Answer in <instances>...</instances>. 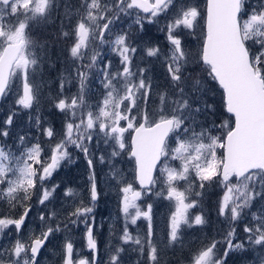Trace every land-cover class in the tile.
I'll use <instances>...</instances> for the list:
<instances>
[{
	"label": "snow or ice",
	"instance_id": "6c2138e0",
	"mask_svg": "<svg viewBox=\"0 0 264 264\" xmlns=\"http://www.w3.org/2000/svg\"><path fill=\"white\" fill-rule=\"evenodd\" d=\"M50 20L58 23L52 40L32 39V29ZM148 26L164 34L166 50L143 39ZM188 36L198 40L195 50ZM59 45L70 64L51 98L65 118L58 133L37 111L45 86L37 74ZM154 62L163 82L153 76ZM93 83L94 105L86 99ZM212 85L228 116L219 124L208 100ZM10 94L13 106L0 120V264H40L61 233L53 252L60 264H126L130 252L131 264H165L169 249L183 248L186 229L209 225L202 210H191L213 184L223 189L216 214L224 228L194 250L190 264H228L237 252L264 264V0H206L203 9L193 0H0V102ZM21 112L35 134L15 124ZM73 151L87 163V202L54 179L74 162ZM96 160L108 167L122 219L116 243L103 251ZM33 197L42 206L35 217ZM150 197L169 203L163 240ZM141 219L145 232L133 234ZM36 221L38 231L29 226ZM74 232H82L89 257L74 259Z\"/></svg>",
	"mask_w": 264,
	"mask_h": 264
},
{
	"label": "rangeland",
	"instance_id": "374dc122",
	"mask_svg": "<svg viewBox=\"0 0 264 264\" xmlns=\"http://www.w3.org/2000/svg\"><path fill=\"white\" fill-rule=\"evenodd\" d=\"M75 2V0H74ZM194 3H198L201 9L205 6V0H193ZM255 3V0H253ZM41 25V24H40ZM44 25V24H42ZM46 25H52L54 26V33L57 31L58 23L53 22L50 20ZM127 26V24L125 25ZM39 25L34 27L31 32H34L36 28H38ZM149 31L146 35L143 36L144 40H151L154 43L158 44L162 50H166L167 43L164 40V34L162 32H159L156 27L148 26ZM135 31V29H133ZM143 34H137L139 37ZM188 46L195 50L198 47V40L196 37L188 36L187 37ZM60 46V45H59ZM57 50V49H56ZM51 54L52 58L54 59V47L50 48L48 51V55ZM111 55V54H110ZM51 58V57H50ZM60 58V57H59ZM51 60V59H50ZM113 64L116 63V58L114 55H112ZM64 63L63 66L58 67L59 69V78H63V76L68 75V69L70 61H68V58H63V60H59L60 63ZM145 63L148 61L145 60ZM49 64L52 65V60L49 61ZM46 69H49V67H41L40 72L37 74L38 78H42L45 84V89H43L44 95L51 96V78L47 80L43 76V71H46ZM163 73L164 69L163 66L159 62H154L153 67V76L154 78L158 79L160 82H163ZM92 92L88 94L86 99L91 104H95L96 101L99 99V89L96 87V85L93 83L91 84ZM212 91L208 94V100L209 103L214 105L217 109V117H213L214 120H216L217 124H219L223 120H227L228 116L224 114L223 112V97L222 93L219 90L218 87L215 85H212ZM72 88H76L77 86L74 83L72 85ZM74 93V92H73ZM14 99V96L12 94L9 95V98L3 102H0V120H3L4 117L7 115L8 109H10L12 105V100ZM39 114L41 113V105H39V108L37 110ZM29 113L28 112H21L18 117H16L15 124L18 125L20 128H24L25 130L31 129L33 134H35V128L33 124L29 120ZM42 118V117H41ZM49 123L50 122V114L48 116ZM57 125L55 129L57 132H61L63 129L64 124V116L57 113ZM43 139V137H41ZM130 133H125V141L126 143L130 144ZM71 150V149H70ZM99 151L97 150V155H99ZM222 151V150H221ZM73 163H65L62 165L58 173L55 175L54 179L56 183H60L61 187H70L73 189H79L82 194L85 196V202L86 201V190L85 185L87 183V163L84 158V155L80 153L79 151H73ZM175 164H178L179 162H174ZM96 173H97V181L98 186L103 188L104 193L101 196V199L98 201L95 214L97 217V221L103 222V227L99 230V236L98 240L101 245V249L103 251L104 248L107 247L110 243H116L115 236L113 233L117 234L119 233V230L122 226V219L119 218L120 214L118 212L117 208V194L114 188H111L108 184V167L105 164H100L98 160L94 161ZM121 167L125 170L126 175L128 176L129 180L132 179V173H133V165L131 162H129L126 158L124 162L122 163ZM223 195V189L220 186H217L213 184L211 187H208L205 189V195L202 198V202L199 209H193L191 211L198 212L202 210L209 219V225L205 227L203 230H200L197 228H189L185 230V243L183 248H176L174 250L169 249L166 254L164 255L163 259L165 264H190V255L194 252L196 248L200 246L202 242L206 240V238H210L213 236H216V238H219L217 235L218 232L224 228V225L221 223L222 218H218L216 214V206L217 202ZM61 200H63V196L61 195ZM148 203L153 204V229L156 234L161 240L165 238V234L167 231V225H168V218L170 214L169 209V203L166 200L159 199L157 197H150L147 198ZM31 203L34 205L33 211L31 212L30 216L34 217L37 212L40 211L42 206L35 205V197H33ZM138 203H142L143 201H140ZM59 207V204L57 205ZM259 206H254L253 210H258ZM6 209V205L3 202H0V211H3ZM33 224V223H32ZM30 224V225H32ZM38 224V222H37ZM147 225V221L141 219L137 221V224L130 227V231L133 232V234L140 233L143 235L145 232ZM38 231V229H37ZM239 232V229H238ZM63 234H58V238L56 240H53L51 244L47 245L48 251H43V255L40 258V264H60V257L59 255H54L53 252H59V249L56 247L60 243H62V240L59 238ZM241 235H243L241 233ZM72 239L75 241L76 249L78 250V254L74 256V259L89 257V252L87 248L85 247V242L82 240V232H74L72 235ZM242 254L245 257H251L252 253H234L233 255ZM136 258V254L134 252H130L126 257V264H131V261ZM106 259V257H105ZM251 261L252 259H248ZM237 261H235L234 256H232L229 259L228 264H235ZM248 264V263H244Z\"/></svg>",
	"mask_w": 264,
	"mask_h": 264
},
{
	"label": "flooded vegetation",
	"instance_id": "af4514ba",
	"mask_svg": "<svg viewBox=\"0 0 264 264\" xmlns=\"http://www.w3.org/2000/svg\"><path fill=\"white\" fill-rule=\"evenodd\" d=\"M61 46L63 45H60V46H54V76L51 77V90H52V94L51 96H47L50 98V100H48V98H45V103L43 105V97L45 95L42 96L41 100H40V105H41V117L42 119L44 120H47L49 121V118H48V115L50 114V122H51V125L55 128L56 125H57V110H55L53 107H52V100L51 98L54 97L56 94H57V91H58V85H59V74L58 72H56V68L59 67V66H63V62L59 64V60H63V58H66L67 57V54L66 52H64L62 49H61ZM57 49V50H56ZM60 57V58H59ZM46 87L44 86L43 89H45ZM71 92L73 93V89H71ZM48 95V94H47ZM31 214V213H30ZM35 217V216H34ZM38 221L34 222L32 225H29L31 228L37 230L38 229V224H37ZM43 252V250H42Z\"/></svg>",
	"mask_w": 264,
	"mask_h": 264
},
{
	"label": "trees",
	"instance_id": "16d2710c",
	"mask_svg": "<svg viewBox=\"0 0 264 264\" xmlns=\"http://www.w3.org/2000/svg\"><path fill=\"white\" fill-rule=\"evenodd\" d=\"M54 33V26L52 25H39L38 28H36L34 30V32L32 33V36L31 38L34 39V40H38L40 42H44V41H51L52 40V35ZM61 49L66 52L64 50V46H61ZM49 59L46 60V62L43 64V67H49V69H46V71H43V76L49 80L52 76H54V59L52 58L51 54L48 55ZM52 60V65L49 64V61ZM61 67V66H59ZM56 72H58L59 74V69L58 67L56 68ZM61 78H59V81H60ZM74 84V83H73ZM71 89H73V92L75 93L77 91V89L75 88H72L71 86ZM50 97V96H49ZM47 97V95H45L43 97V105L45 103V98H48V100H50V98ZM49 116V115H48ZM234 256L235 258V261H237V263L235 264H244V263H248L250 264L251 261H249L248 259H252L251 257H245L243 256L242 254H238V255H232Z\"/></svg>",
	"mask_w": 264,
	"mask_h": 264
},
{
	"label": "water",
	"instance_id": "95a60500",
	"mask_svg": "<svg viewBox=\"0 0 264 264\" xmlns=\"http://www.w3.org/2000/svg\"><path fill=\"white\" fill-rule=\"evenodd\" d=\"M205 3H206V0H205Z\"/></svg>",
	"mask_w": 264,
	"mask_h": 264
}]
</instances>
